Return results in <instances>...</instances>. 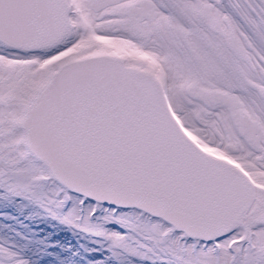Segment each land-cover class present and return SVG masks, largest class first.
Returning <instances> with one entry per match:
<instances>
[{"label": "snow or ice", "instance_id": "6c2138e0", "mask_svg": "<svg viewBox=\"0 0 264 264\" xmlns=\"http://www.w3.org/2000/svg\"><path fill=\"white\" fill-rule=\"evenodd\" d=\"M0 205V264H264V0H0Z\"/></svg>", "mask_w": 264, "mask_h": 264}, {"label": "rangeland", "instance_id": "374dc122", "mask_svg": "<svg viewBox=\"0 0 264 264\" xmlns=\"http://www.w3.org/2000/svg\"><path fill=\"white\" fill-rule=\"evenodd\" d=\"M9 211L11 210L0 205V212H9ZM29 227L36 228L38 235H43L44 233V229H45L44 225H29Z\"/></svg>", "mask_w": 264, "mask_h": 264}]
</instances>
